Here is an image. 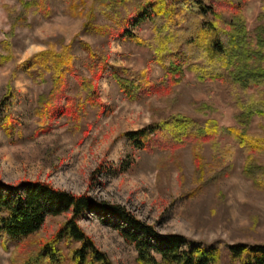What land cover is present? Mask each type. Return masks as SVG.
I'll return each mask as SVG.
<instances>
[{
	"label": "rangeland",
	"instance_id": "374dc122",
	"mask_svg": "<svg viewBox=\"0 0 264 264\" xmlns=\"http://www.w3.org/2000/svg\"><path fill=\"white\" fill-rule=\"evenodd\" d=\"M39 1L0 0V117L7 116L0 124V179L14 184L41 180L76 194L89 193L98 200L124 205L160 232L182 233L204 245L221 241L224 264H229L227 244H264V189L255 187L243 173L244 153L226 131L218 134L216 143L202 144L199 157L192 143L144 150L124 135L173 113L197 121L212 118L220 127L236 124L238 100L246 97L244 91L216 80L201 81L186 69L170 90L129 99L112 76L113 66L141 69L149 65L155 80L164 74L151 61L147 45L119 37L106 43L103 37L84 30L85 13L94 2L109 0H86L80 15L66 12L62 0H47L51 13L44 15L38 10ZM263 11L264 0H248L244 7L253 40L256 27L264 22L260 17ZM96 20L107 21L99 11ZM134 31L144 38L152 35L149 21L135 25ZM78 39L107 50L110 66L98 79L104 106H88L79 121L56 116L49 129L39 131L37 108L41 95L52 88V76L47 73L45 79L34 78L17 65L49 46L59 47L73 40L74 52L82 56ZM78 90L71 79L70 93ZM3 102L7 104L5 110L1 108ZM8 120L13 125L10 133L3 126ZM263 126L264 118L255 115L248 128L261 132ZM226 143L235 145L234 153L220 160L217 150ZM129 158H133L131 166L122 167ZM258 159L264 163V154ZM70 216V211L47 215L41 228L21 242L23 253L35 252L41 241L51 237ZM78 222L114 264H138L135 247L113 224L116 217L90 212ZM78 245L76 241L63 244L65 251ZM13 248V242H7V248L0 243V264H12Z\"/></svg>",
	"mask_w": 264,
	"mask_h": 264
},
{
	"label": "trees",
	"instance_id": "16d2710c",
	"mask_svg": "<svg viewBox=\"0 0 264 264\" xmlns=\"http://www.w3.org/2000/svg\"><path fill=\"white\" fill-rule=\"evenodd\" d=\"M41 1V2H40ZM38 10L51 13L47 0H40ZM70 15L83 14L86 0H62ZM248 0H109L94 5L85 13L84 30L109 42L113 37L147 45L151 61L163 71L155 80L149 65L141 69L113 66L112 76L119 89L129 99H141L170 90L179 82L185 70L192 71L201 81H220L239 87L246 97L238 100L240 113L237 123L219 126L215 119L197 121L189 115L173 113L147 126L126 131L124 135L136 148L150 150L176 148L192 143L195 156L208 141L216 143L223 130L244 153L243 173L255 187L264 189V126L254 132L248 125L255 115L264 118V22L251 39L246 25L244 7ZM97 11L107 20H96ZM264 18V11L260 15ZM149 21L152 35L144 38L134 26ZM84 52H74V40L38 51L17 65L29 76L45 79L52 76V88L41 95L37 113L39 131L52 125L54 117L67 115L79 121L88 106L101 109L98 79L110 66L107 50L94 47L88 41L77 40ZM78 61L80 63H78ZM80 64V65H79ZM83 67L87 74L82 72ZM71 79L78 87L70 93ZM85 91L83 96L82 91ZM6 102L1 105L2 110ZM7 116L0 117V124ZM9 123L3 124L10 133ZM10 124L8 128L6 125ZM235 145L226 143L218 149L220 160L232 157ZM202 160V159H200ZM133 158L122 167L128 168ZM222 172V171H221ZM71 212L48 239L41 241L35 252L24 254L21 242L38 231L47 215ZM116 217L113 224L124 239L137 251L138 264H224L223 242L204 245L201 241L178 232H160L141 220L120 203L98 200L89 193L76 194L41 180L6 183L0 179V243L7 248L13 242L12 264H114L108 253L100 250L83 230L79 219L90 213ZM79 242L65 251L63 244ZM229 264H264V244L237 242L227 244Z\"/></svg>",
	"mask_w": 264,
	"mask_h": 264
}]
</instances>
